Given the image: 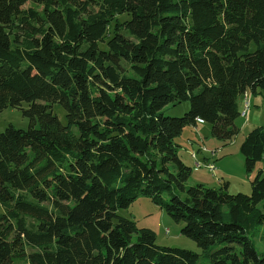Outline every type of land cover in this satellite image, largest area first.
I'll use <instances>...</instances> for the list:
<instances>
[{"label": "trees", "instance_id": "16d2710c", "mask_svg": "<svg viewBox=\"0 0 264 264\" xmlns=\"http://www.w3.org/2000/svg\"><path fill=\"white\" fill-rule=\"evenodd\" d=\"M260 92L264 0H0V113L27 103L30 119L0 131V264H264L249 237L264 226L263 173L250 195L190 187L176 143L208 124L228 144ZM241 153L252 174L264 126ZM139 197L202 254L120 214Z\"/></svg>", "mask_w": 264, "mask_h": 264}, {"label": "rangeland", "instance_id": "374dc122", "mask_svg": "<svg viewBox=\"0 0 264 264\" xmlns=\"http://www.w3.org/2000/svg\"><path fill=\"white\" fill-rule=\"evenodd\" d=\"M254 48V46L252 47ZM246 102L249 103L245 109ZM242 106V101H240ZM189 102L180 105H169L164 109V114L169 117H182L188 110ZM28 104L23 103L21 109H6L0 113V131H4L12 125L16 129L27 130L30 127V119L23 116L22 110L27 109ZM246 110V116L243 111ZM55 113L63 124L66 123L65 111L59 105L55 106ZM240 129L239 134L232 141L225 144L214 138L211 126L206 124L197 135L190 128L185 129L176 143L180 146L178 154L183 163L192 169V175L188 186L203 184L209 188L222 189L228 185L229 194L250 195L252 181L259 172L264 176V162L256 165L252 174L245 169L244 156L241 153V145L248 133L258 127L264 126V92L245 98L241 116L236 120ZM190 140V141H189ZM191 140L195 143L191 145ZM120 214L134 221L138 228H146L156 233L158 246L166 248H180L202 254L197 243L182 235L183 224L176 223L167 213L152 203L148 198L139 197L129 209L121 210ZM264 226L259 227L249 234L250 239L260 256L264 258ZM204 262V257H200ZM17 264H29L26 260H20Z\"/></svg>", "mask_w": 264, "mask_h": 264}, {"label": "bare ground", "instance_id": "6f19581e", "mask_svg": "<svg viewBox=\"0 0 264 264\" xmlns=\"http://www.w3.org/2000/svg\"><path fill=\"white\" fill-rule=\"evenodd\" d=\"M243 97H244V96H243ZM249 97H250L249 95H246V96H245V98H249ZM248 107H249V103L246 102V105H245L244 108H245V109H248ZM242 115H243V116H246V110L243 111ZM199 122L202 123V121H199Z\"/></svg>", "mask_w": 264, "mask_h": 264}, {"label": "crops", "instance_id": "0c3cea01", "mask_svg": "<svg viewBox=\"0 0 264 264\" xmlns=\"http://www.w3.org/2000/svg\"><path fill=\"white\" fill-rule=\"evenodd\" d=\"M203 127H205V125H203V124L198 126L197 132H196L197 135L201 132V130L203 129ZM193 143H195V142H191V145H193Z\"/></svg>", "mask_w": 264, "mask_h": 264}]
</instances>
